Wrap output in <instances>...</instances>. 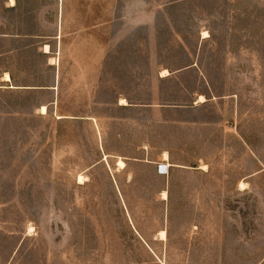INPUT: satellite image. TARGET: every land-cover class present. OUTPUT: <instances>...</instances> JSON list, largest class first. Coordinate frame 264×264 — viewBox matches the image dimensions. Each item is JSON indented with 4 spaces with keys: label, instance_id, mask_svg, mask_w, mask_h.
Segmentation results:
<instances>
[{
    "label": "rangeland",
    "instance_id": "rangeland-1",
    "mask_svg": "<svg viewBox=\"0 0 264 264\" xmlns=\"http://www.w3.org/2000/svg\"><path fill=\"white\" fill-rule=\"evenodd\" d=\"M156 1L153 25H115L99 99L186 108L99 106L137 119L101 139L43 112L40 92L0 91V264H264V0ZM228 54L240 75L224 78ZM191 63L209 75L204 104ZM167 151L187 166L171 183L148 162Z\"/></svg>",
    "mask_w": 264,
    "mask_h": 264
},
{
    "label": "crops",
    "instance_id": "crops-1",
    "mask_svg": "<svg viewBox=\"0 0 264 264\" xmlns=\"http://www.w3.org/2000/svg\"><path fill=\"white\" fill-rule=\"evenodd\" d=\"M152 1L0 0V91L40 92L47 96L40 108L46 106L47 113L49 109H57L60 121L85 118L95 125L96 134L101 139L105 130L103 124L107 121L129 125L131 120L136 123L137 119L128 115L102 118L97 113L99 106L116 108L123 113L145 108H186L172 102L162 104L135 101L118 90L112 100L99 99L103 86L108 85L103 77L105 64L114 45L115 25L122 22L125 23L122 28L127 29L153 25L157 14L164 7L160 1ZM229 34L231 29H228V41L223 42L224 45L230 44ZM232 61L235 58L228 54V64L225 65L228 68L224 67L221 74L224 78L240 75L229 68L233 65ZM197 66L196 63H191L185 68L197 74L196 80L202 89L198 91L194 105L208 102L209 94L213 92L208 73ZM171 75L169 73L162 76L161 72L158 73V77ZM6 77L10 79L7 80ZM223 86L227 87L226 80L223 81ZM224 92L232 93L236 90L225 89ZM200 95H204L207 100L199 102ZM222 98L231 99L232 96ZM83 99L87 102L86 107L91 110L93 108L95 112L82 114ZM123 99L126 103L122 102ZM234 135L241 139L240 135ZM165 153L167 158L164 157L160 162H148L156 165L155 173L160 177L166 178L169 174L171 183L173 171L179 168L183 170L187 166L171 163V152ZM105 156L125 158L129 155L104 153L103 157ZM159 164H165L168 171L160 173Z\"/></svg>",
    "mask_w": 264,
    "mask_h": 264
},
{
    "label": "bare ground",
    "instance_id": "bare-ground-1",
    "mask_svg": "<svg viewBox=\"0 0 264 264\" xmlns=\"http://www.w3.org/2000/svg\"><path fill=\"white\" fill-rule=\"evenodd\" d=\"M205 33H206V32H205ZM207 35H208V34H207ZM164 72H165V71H164ZM6 79L9 80L10 78H9V77H6ZM201 98H203V97H201ZM122 101L125 102L124 99H123ZM46 110H47L46 106H43V107H42V111H43V112H46ZM166 158H167V155H166ZM119 165H120L121 167H124V166H125V162L121 159V160H119ZM82 180H83V177H82V176H79V182H82ZM163 194H164V197L167 196L166 192H164ZM162 234H165V231H162Z\"/></svg>",
    "mask_w": 264,
    "mask_h": 264
},
{
    "label": "built area",
    "instance_id": "built-area-1",
    "mask_svg": "<svg viewBox=\"0 0 264 264\" xmlns=\"http://www.w3.org/2000/svg\"><path fill=\"white\" fill-rule=\"evenodd\" d=\"M158 171H159L160 173H164V172H167L168 170L165 169V164H159V165H158Z\"/></svg>",
    "mask_w": 264,
    "mask_h": 264
}]
</instances>
